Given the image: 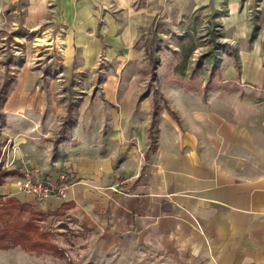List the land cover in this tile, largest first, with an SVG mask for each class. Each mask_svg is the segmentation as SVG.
<instances>
[{
    "label": "crops",
    "instance_id": "0c3cea01",
    "mask_svg": "<svg viewBox=\"0 0 264 264\" xmlns=\"http://www.w3.org/2000/svg\"><path fill=\"white\" fill-rule=\"evenodd\" d=\"M207 14L200 72L168 36ZM263 35L264 0H0V196L74 229L72 264H264ZM26 169L72 181L39 200Z\"/></svg>",
    "mask_w": 264,
    "mask_h": 264
},
{
    "label": "rangeland",
    "instance_id": "374dc122",
    "mask_svg": "<svg viewBox=\"0 0 264 264\" xmlns=\"http://www.w3.org/2000/svg\"><path fill=\"white\" fill-rule=\"evenodd\" d=\"M218 18H216L214 15L207 14L206 16H200L199 18H194L193 23L189 26L190 30L189 32L183 33L182 36H176L175 34L169 35V39H171L174 43L178 45V43H183L185 46H189L191 44H195L198 46L196 55H193L194 60L189 59V62L196 65V69L201 72V69L204 67L203 62H199V64H195V61L197 60L199 53H203L204 51H208L211 45H214V40L216 42L221 43L224 39L220 38V25H218ZM161 30V28L159 29ZM45 38V37H42ZM150 38V32L144 33L142 41L145 43L149 42ZM264 38V35H263ZM47 39V38H46ZM37 40V39H36ZM213 40V41H212ZM8 38L4 39V44H1V49H6V55H3V59H5L9 52L15 53V50L17 47L10 44ZM35 41V40H33ZM167 42V41H166ZM56 44L61 49L63 46L62 42L56 41ZM38 45V44H34ZM6 47V48H5ZM214 48V47H213ZM13 50V52H12ZM45 51L40 52H34L36 60H46L44 58L40 59L41 54ZM181 51L180 48L178 51H172L167 50L163 55L167 57L169 61L171 62V65L173 63H179L180 62V55ZM219 56H223L222 53H218ZM160 55V54H159ZM45 57V56H44ZM35 60V61H36ZM201 61V58H200ZM35 63V62H34ZM193 65V66H194ZM193 66H191L193 68ZM190 67V68H191ZM202 75L206 73H201ZM9 148V147H8ZM12 148H9V150ZM6 153L7 149H6ZM11 153V151H9ZM8 155V154H7ZM1 158V157H0ZM5 166H9V164H12V158H8L4 160L3 162ZM7 164V165H6ZM19 181V187L21 186L23 177L19 174L18 176ZM34 197V196H33ZM7 199L5 197L2 198L0 196V203L6 204ZM37 222H40L39 224L44 227V230L47 231V237L48 239L45 241L44 245L42 246V250L40 252L35 251H27L22 249L20 246L16 245L13 247H8V249H0V264H72L71 262L75 260L76 258H80V251L76 252L71 248V245L75 243H80L81 240L78 239L77 233H75L74 229H71V227L64 225H61V227L56 223H51L49 220L47 221L45 219H38ZM74 246V245H73Z\"/></svg>",
    "mask_w": 264,
    "mask_h": 264
},
{
    "label": "trees",
    "instance_id": "16d2710c",
    "mask_svg": "<svg viewBox=\"0 0 264 264\" xmlns=\"http://www.w3.org/2000/svg\"><path fill=\"white\" fill-rule=\"evenodd\" d=\"M148 56L151 61L154 60L153 54L149 53ZM8 85L9 80L0 87V103L4 100ZM156 109L157 103L153 106L154 113ZM7 173L0 163V182ZM6 199V204L0 203V249L18 245L30 252H40L48 237L47 231L37 220L45 219L47 215L36 212L32 206L25 202L21 203L15 197L9 196Z\"/></svg>",
    "mask_w": 264,
    "mask_h": 264
},
{
    "label": "built area",
    "instance_id": "2783aa9c",
    "mask_svg": "<svg viewBox=\"0 0 264 264\" xmlns=\"http://www.w3.org/2000/svg\"><path fill=\"white\" fill-rule=\"evenodd\" d=\"M22 50L18 47L16 55H22ZM57 177H45L34 174L28 169L23 171V180L20 190L24 191L37 199H45L51 195H64L65 189L69 186L72 179L64 172H60Z\"/></svg>",
    "mask_w": 264,
    "mask_h": 264
},
{
    "label": "bare ground",
    "instance_id": "6f19581e",
    "mask_svg": "<svg viewBox=\"0 0 264 264\" xmlns=\"http://www.w3.org/2000/svg\"><path fill=\"white\" fill-rule=\"evenodd\" d=\"M37 41H38L39 43H45V42L47 41V39H46V38H42V37H38V38H37ZM39 43H38V44H39ZM62 47H63V46H62ZM62 47H61V48H62Z\"/></svg>",
    "mask_w": 264,
    "mask_h": 264
}]
</instances>
